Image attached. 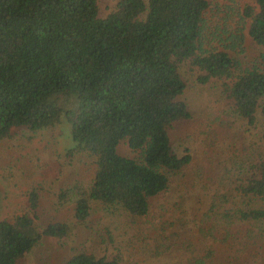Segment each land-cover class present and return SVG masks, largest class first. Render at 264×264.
<instances>
[{
	"label": "trees",
	"instance_id": "obj_1",
	"mask_svg": "<svg viewBox=\"0 0 264 264\" xmlns=\"http://www.w3.org/2000/svg\"><path fill=\"white\" fill-rule=\"evenodd\" d=\"M255 3L242 5L240 14L262 48L260 61L240 69L224 45L204 39L209 0H117L104 16L98 0H0V137L18 126L37 130L64 113L79 149L96 164L88 184L71 188L74 218H87L94 200L147 214L150 197L191 158L175 153L168 133L174 121L191 116L179 98L186 86L180 66L201 83L222 78L231 109L252 125L259 107L264 124V0ZM119 142L134 157L121 154ZM246 172L239 189L249 200L221 215L246 223L237 231L247 236L248 225L264 233V156L250 159ZM67 195L63 188L58 197ZM27 199V210L0 219V264H17L42 236L62 237L70 228L56 220L38 229L40 190L31 188ZM256 199L261 203H250ZM218 206L214 196L210 209ZM64 264L127 263L80 251Z\"/></svg>",
	"mask_w": 264,
	"mask_h": 264
},
{
	"label": "rangeland",
	"instance_id": "obj_2",
	"mask_svg": "<svg viewBox=\"0 0 264 264\" xmlns=\"http://www.w3.org/2000/svg\"><path fill=\"white\" fill-rule=\"evenodd\" d=\"M116 1L98 0L99 15H106ZM209 2L204 17L208 46L224 45L240 69L257 64L262 48L243 28L240 14L242 5L255 6V0ZM236 33H241L239 39ZM179 71L186 83L179 98L191 116L174 121L168 133L175 153L189 152L191 158L181 170L169 173L168 186L150 197L145 215H131L119 205L94 200L87 218H74L71 188L88 184L96 164L92 155L79 149L64 113L37 130L18 126L10 136L0 137V219L27 210V193L36 187L40 199L34 225L40 229L56 220L70 225L62 237L42 236L17 264H64L80 251L108 258L117 255L127 264H264V233L259 226L248 225V237L238 235L237 229L247 224L221 215L249 200L239 188L248 161L264 156L260 108L255 123L249 125L231 109L222 78L201 83L186 65ZM117 149L135 155L125 142H119ZM63 188H68V195L60 199ZM214 196L219 206L210 209Z\"/></svg>",
	"mask_w": 264,
	"mask_h": 264
}]
</instances>
